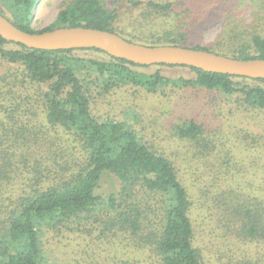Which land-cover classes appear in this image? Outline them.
Listing matches in <instances>:
<instances>
[{"label": "trees", "instance_id": "trees-1", "mask_svg": "<svg viewBox=\"0 0 264 264\" xmlns=\"http://www.w3.org/2000/svg\"><path fill=\"white\" fill-rule=\"evenodd\" d=\"M38 1L0 0V13L30 33L81 26L148 46L264 59V0H128L146 4L144 18L128 22L133 29L119 24L118 0L112 8L105 0H66L51 24L36 29L31 21ZM249 7L251 22L238 21ZM223 17L230 23L226 32L203 46L206 30ZM162 66L191 74L149 69ZM168 89L203 92L204 105L213 106L217 116L230 106L237 115L263 119L264 78L137 64L98 48H29L0 35V264H63L52 249L81 239L110 249L98 264H208L195 243L193 210H210L211 216V199L217 210L212 222L237 245L223 264H260L250 246L264 244V195L236 187L213 191L199 183L195 205L190 187L193 178L201 180L199 170L181 166L160 146L162 133L141 125L139 97H162ZM119 90L133 96L121 117L96 110ZM171 122L163 133L184 144L192 167L221 154L218 128L193 117ZM238 132L246 144L256 142L249 128ZM259 137L264 142V134ZM107 173L119 185L101 193ZM74 262L80 261L69 264Z\"/></svg>", "mask_w": 264, "mask_h": 264}, {"label": "rangeland", "instance_id": "rangeland-1", "mask_svg": "<svg viewBox=\"0 0 264 264\" xmlns=\"http://www.w3.org/2000/svg\"><path fill=\"white\" fill-rule=\"evenodd\" d=\"M113 0H105L108 8H112ZM168 1V0H156ZM66 0H39L32 17V26L36 29H42L51 24L58 15L61 8L64 6ZM117 7L122 14V19L119 24L127 25L129 29H133L128 22H133L135 19H143L142 12H146V4L141 3L138 6H133L128 0H118ZM252 8L240 13L238 21L245 17L246 22H251L253 16ZM263 12V10H258ZM150 18V17H149ZM237 21V19H236ZM229 21L223 17L215 25L209 27L201 38V44L208 46L214 43L218 36L226 32ZM154 29L159 28L160 23L151 25ZM135 27V26H134ZM152 27V28H153ZM83 55H96L97 52L93 50H83ZM161 68L165 73L171 76L190 75L191 72L186 68L180 67H152L149 69ZM177 91L168 89L167 95L152 97L143 96L137 100L139 110H143L142 123L148 131L158 132L164 136V142L160 146L165 148L172 158L177 160L180 165H186L190 168L199 170V178H193L194 184L191 185V194L195 205L200 204L199 199H196L197 186L199 183L203 184V188L207 189L209 186L211 190L217 191L220 188L236 187L239 191L246 193H254L258 196L264 195V142L261 143L259 134H264V112H260L263 119H257L255 122L248 114L237 115L230 109L231 107L223 108L224 114L217 116V110L212 107H206L204 93L191 90ZM133 96L126 93L124 90H119L106 98L105 102L98 104L96 110L101 112L104 116L121 117V112L125 106L129 105ZM209 106V105H208ZM120 114V115H119ZM254 115V114H253ZM183 117H193L204 121L208 127L215 128L221 131L223 137L220 138L221 154L207 157L202 165L199 161L193 162V167L189 162L187 150L183 148L184 144L177 143V138L170 140L167 133H163L164 129L169 128L168 125L177 122ZM249 128L253 131L256 142L253 138L249 139L246 144L238 135L239 129ZM238 132V134H237ZM251 137L252 134L250 135ZM172 139V138H171ZM161 140V139H159ZM176 140V141H175ZM259 141V143L257 142ZM222 142H227L225 146ZM227 150V151H225ZM230 151V154L228 153ZM229 155V156H227ZM221 158V159H220ZM229 158V160H226ZM230 161V162H229ZM119 181L113 174H105L99 190L101 193H107L111 190L117 189ZM204 200V199H202ZM208 200V199H207ZM211 216L208 210L194 209L193 217L196 228V245L201 249L203 257L208 264H223L228 263L230 252H237L236 243L230 238H223L222 231L217 229L211 218H217V210L214 208L213 199L210 201ZM204 209H208L207 206ZM83 240V239H81ZM80 244H75L74 240L71 246H67L65 242H60V248L52 249L58 255H54L59 262L69 264L76 258L79 259L78 264H98L102 263L103 259L110 252V249L105 245L89 244L86 241H81ZM251 255L260 258V264H264V244L251 246ZM98 261V262H96ZM96 262V263H94ZM72 264H77L76 262Z\"/></svg>", "mask_w": 264, "mask_h": 264}, {"label": "water", "instance_id": "water-1", "mask_svg": "<svg viewBox=\"0 0 264 264\" xmlns=\"http://www.w3.org/2000/svg\"><path fill=\"white\" fill-rule=\"evenodd\" d=\"M0 35L36 49L98 48L137 64L189 65L210 72L264 78V59H238L204 49L175 45L148 46L129 41L110 30L60 27L41 33L22 30L0 13Z\"/></svg>", "mask_w": 264, "mask_h": 264}]
</instances>
